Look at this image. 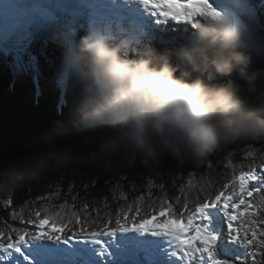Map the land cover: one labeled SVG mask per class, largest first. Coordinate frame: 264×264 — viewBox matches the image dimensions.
Returning <instances> with one entry per match:
<instances>
[{
    "label": "trees",
    "instance_id": "1",
    "mask_svg": "<svg viewBox=\"0 0 264 264\" xmlns=\"http://www.w3.org/2000/svg\"><path fill=\"white\" fill-rule=\"evenodd\" d=\"M248 2L258 18L264 37V0H248ZM58 14L60 13H54L48 20H36L38 23L36 33L33 36L26 34L25 38L19 42L24 44V53L14 55L3 46L0 49V174L11 169L34 166L39 157L58 151L68 153L72 157L66 165L50 167L36 180L24 183L15 190L0 192V198L3 200L11 198L18 212L28 216L37 202L43 203L37 201V197L60 191L59 198L50 196L47 201L51 211H58L59 209L55 206L66 202L68 207L64 213L68 219H71L73 212L79 210L87 218L89 227H101V221L109 219L113 220L114 226V219L117 215H122L124 211L134 212L136 208H140V216L143 217L146 210L151 211L149 205L158 207L157 199L165 194L186 197L191 203L197 191H201L202 195L214 192L228 178L224 174V166L229 159L239 161L248 151H253L264 158V152L261 151L264 149V142L238 141L222 143L199 163L181 164L175 159L160 157L158 163L146 167L140 164L139 159L132 163L130 154L124 152H113L95 161L82 159L99 144V140H96L91 147L86 143L93 135L92 133L77 134L73 128L72 135H68L65 142L60 139L66 134L61 125L67 124L72 109L82 97V87H76L79 83L87 84V69L84 62L78 58L77 46L80 38L85 35H103L114 45L125 43L127 45L125 55L135 56L152 48L169 53L172 55L173 62L179 64L176 54L182 48L190 47L194 43L195 26L199 19L194 25L171 23L157 25L152 22L151 16L147 15L144 17L142 30L130 39L129 26L124 25L127 31L125 36L121 21L114 20L112 17L110 19L105 17L100 21L99 24L103 28L100 33H97L92 28L95 24L93 20L80 18L75 11L65 15L60 14L61 19ZM67 26L74 30L76 39L78 61L73 77L65 75L69 46L64 42L63 34L68 32ZM241 46L242 50L251 57L248 73L253 79L251 81L243 79L236 73L230 79L235 81L242 99L248 103H255L264 99V44H246L241 41ZM74 79L76 83H79L74 84L72 91L77 90L79 93L66 118H61V113L56 108L45 118L41 117L39 122L29 119L28 112L32 104L45 107L52 98L55 104L60 100L61 95L59 96L57 89L61 85L64 87L63 104L65 105L67 87ZM226 79L229 78H224L221 82ZM38 114L41 115V109L38 110ZM209 164H211L210 170L206 167ZM193 168L195 170L191 173L193 181L198 177V182L188 188L185 181ZM206 182L213 184L208 192L197 188L198 184ZM161 185L166 187L161 188ZM149 192L153 193L151 197L148 196ZM77 193L78 198L73 200L72 197ZM140 196L144 199L138 200ZM253 199L257 204H264L261 194H255ZM86 203L89 205L88 209L84 208ZM30 204L32 208H29ZM10 208L11 206L9 210ZM7 216V211L0 214V231H8L12 226H25L17 224L14 220H6ZM26 227L32 231L36 230L35 225L32 224ZM220 233L223 237L225 236L229 248L222 252L219 250L220 253L215 252L218 259L239 264L236 257L245 256V249L230 240L227 235V226L224 225V230ZM63 264L83 263L64 262ZM115 264H142V262L134 263L126 260Z\"/></svg>",
    "mask_w": 264,
    "mask_h": 264
},
{
    "label": "clouds",
    "instance_id": "2",
    "mask_svg": "<svg viewBox=\"0 0 264 264\" xmlns=\"http://www.w3.org/2000/svg\"><path fill=\"white\" fill-rule=\"evenodd\" d=\"M195 32L194 43L176 54L179 64L152 48L125 55V43L113 45L103 35L80 38L78 58L87 69V84L61 127L68 135L73 128L77 134L92 133L86 141L90 147L99 140L82 159L124 152L146 167L160 157L199 163L222 143L264 142V99L246 102L230 79L234 73L253 79L237 25L227 15L200 18ZM224 78L229 79L221 82ZM71 159L58 151L39 157L34 166L8 170L0 174V192Z\"/></svg>",
    "mask_w": 264,
    "mask_h": 264
},
{
    "label": "snow or ice",
    "instance_id": "3",
    "mask_svg": "<svg viewBox=\"0 0 264 264\" xmlns=\"http://www.w3.org/2000/svg\"><path fill=\"white\" fill-rule=\"evenodd\" d=\"M72 3L73 0H56L53 5L64 9ZM139 3L155 18L157 25H194L198 19L206 16L224 17V13L213 6L212 0H139ZM51 18V13L39 7L34 0H3L0 3V42L19 43L25 38L27 28L36 20ZM70 39V32L63 34L65 43L70 42ZM67 138L68 134L60 137L62 142ZM261 151L264 152V149ZM206 167L210 170L211 164ZM194 171V168L190 170L185 181L187 187L193 184L191 173ZM224 174L228 177L225 183L207 195L197 191L191 203L186 197L165 194L159 198V206L149 205L151 211L146 210L143 217L140 216V208H136L134 212L124 211L122 215L116 216L114 226L113 220L109 219L101 221V227H89L87 218L79 210L73 212L71 219H68L64 213L68 207L66 202L55 206L58 211H51L47 201L50 196L59 198L60 191L37 197L36 200L43 203L37 202L28 216L18 212L11 198H7L0 206V214L7 211L6 220H14L25 226H12L8 231H0V253L15 252L24 256L20 245L30 238H87L99 244L101 237L111 236L116 231L135 230L170 237L183 264H204L205 255L210 264H232L214 258L216 236L207 234L196 223L199 218L207 219L206 209L219 207L226 217L228 237L246 251L245 256L236 257L239 264H264V204H257L253 199L255 194H261V200L264 201V158L248 151L239 161L229 159L224 166ZM165 187L161 185V188ZM203 191H207V188ZM78 195L77 193L72 199H77ZM152 195L153 193H148L149 197ZM142 199L143 196L138 197V200ZM88 207L86 203L84 208ZM29 208H32L31 204ZM28 224L35 225L36 230H29L26 227Z\"/></svg>",
    "mask_w": 264,
    "mask_h": 264
},
{
    "label": "rangeland",
    "instance_id": "4",
    "mask_svg": "<svg viewBox=\"0 0 264 264\" xmlns=\"http://www.w3.org/2000/svg\"><path fill=\"white\" fill-rule=\"evenodd\" d=\"M78 1H79L78 5H75V6L71 5L67 8L60 9L55 6H52V7L46 6L44 3H41L38 1L35 2L34 0V2L39 7L45 10H48V12L50 13L60 10L62 14L65 15L67 12L72 10V11L77 12L80 18L85 19L86 17H88L90 19H93L95 21V24L92 26V28L97 33H100L101 28H103V26L99 24L100 20H102L103 17H106L107 19H109V17L112 16L114 20L121 21L122 31L125 36H127V31L125 29V26L126 25L129 26L130 39L132 38V36H135L136 33H139L142 30L141 23L143 21V15H146V14L150 15V13H148L146 9H140L139 14L137 13L131 14V12L130 13L127 12V9H123L122 11H120L121 9L119 10L118 9H108V8L105 9V8H100V7L90 8L87 4H84L80 0ZM212 3L214 7H216L219 11H222L224 13V16L227 15L232 18V20L234 21V23L237 25L239 29L240 40L242 42L246 44H254V45L264 44L263 30L260 27L258 18L256 17V14L253 8L250 7V2H248V0H231V1H228V3L226 2L222 3V2H217L216 0H212ZM91 7H95V6H91ZM94 10L96 11L100 10L101 13L95 14L93 13ZM131 18L133 19V22H129V19ZM151 18H152V22H155V18L153 17ZM37 25L38 23L36 21L33 24H31L27 28V31H26L27 35L33 36L36 33ZM109 42L113 44V42H111L110 40ZM23 45L24 44H21V43L15 44V41H10L7 43V45L5 43H2V46L5 47V49L9 53H14V55H19L21 52L23 53L25 52ZM74 69H75V66H73L70 69L68 73L69 76L73 77V75H75ZM78 83H76V80L74 79L73 82L68 86L69 88L67 87L65 105L63 104L64 87L62 85L60 88L57 89V93L59 94V96L61 95V97H60V100L56 102V104L55 102L54 103L52 102L53 98L50 99V103L45 107H42L41 105L32 104L28 112L29 119L35 122H39L41 120V117L45 118L46 116H48V114L52 110L56 108L59 109L61 113L60 114L61 118H66L69 115L73 102L79 93L77 90L75 92L72 91V87L74 86V84H78ZM79 86L82 87L83 92H84L85 87H86L85 83H82V84L79 83L76 88H80ZM38 106H40V108ZM39 109H41V115L38 114ZM196 178L198 179V177ZM197 179H194L193 184L198 182ZM193 184L191 187L194 186ZM212 186H213L212 182L211 183L206 182V183L198 184L197 188L205 189L206 187L207 192H208L209 189L212 188ZM191 187H188V188H191ZM157 201H159V199H157ZM3 202L4 200L0 198V206L3 205ZM205 215L207 216V219L199 218L196 221V223L200 227H202L207 234L216 236L217 239H216L215 249L218 253H220L218 249H220L221 251L228 249L229 244L225 241L226 238L220 237V231L224 230L222 219H226V217L224 216L223 210L219 207H216V208L210 207L206 209ZM225 223L227 224L226 220H225ZM130 237L132 238L131 244H139V245H142V247H144V245L149 246V243L147 242L143 243L142 240L144 237L138 238L133 235H130ZM154 237H157V235L154 234L150 238H154ZM25 245H27V247L23 246L21 248L24 253V256H21L19 253L9 252V253L3 254L2 257L0 256V262H6V261L9 262L10 260H12L15 262V264H24V262L29 261L28 259H25V257H27L28 254H30L31 256L33 255L35 256L36 253H41V249H37V250L33 249L27 243H25ZM63 245L73 248L76 244L69 242V241L65 243L62 241L58 242L55 240H51L49 242V246L52 247V251H55L56 248L57 250L60 249L59 247ZM118 245H121L122 249H119ZM128 245L129 244L126 242V236L121 240H116L115 243L113 244H108V243L97 244L93 240L89 239V240H84V245H82V249L83 251L88 253L89 258H93L94 256L100 257L103 260L102 261L103 264H112V262H115V261H116L115 263H118V261L121 259L123 260L129 259V260H133L134 262H137L136 260L137 256L135 255L136 253L135 246L133 247L134 248L133 249L131 246L127 248ZM53 247H56V248H53ZM44 258L48 263L52 262L51 264H53L54 261L58 260V258L52 253H45ZM214 258L218 259L215 253H214ZM157 264H163V263L157 262ZM176 264H179V262ZM204 264H210V261L208 260L207 255H205L204 257Z\"/></svg>",
    "mask_w": 264,
    "mask_h": 264
},
{
    "label": "bare ground",
    "instance_id": "5",
    "mask_svg": "<svg viewBox=\"0 0 264 264\" xmlns=\"http://www.w3.org/2000/svg\"><path fill=\"white\" fill-rule=\"evenodd\" d=\"M46 1H52V0H46ZM217 2H226V3H228V1H231V0H216ZM78 0H73V3H72V5L73 6H75V5H78ZM43 3H45V1H43ZM2 43H4V42H0V45L2 46ZM6 44V43H5ZM7 45V44H6ZM69 88V87H68ZM227 242V241H226ZM168 253V252H167ZM173 257H175V255H173ZM165 260L166 261H168L169 260V255L167 254L166 255V257H165ZM148 264H157L156 262H154V261H150Z\"/></svg>",
    "mask_w": 264,
    "mask_h": 264
},
{
    "label": "water",
    "instance_id": "6",
    "mask_svg": "<svg viewBox=\"0 0 264 264\" xmlns=\"http://www.w3.org/2000/svg\"><path fill=\"white\" fill-rule=\"evenodd\" d=\"M77 61H78V59H77Z\"/></svg>",
    "mask_w": 264,
    "mask_h": 264
}]
</instances>
